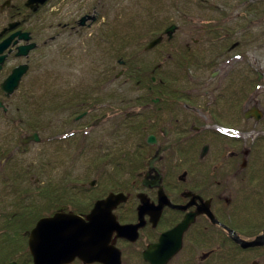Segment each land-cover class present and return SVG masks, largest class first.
<instances>
[{"label": "flooded vegetation", "instance_id": "obj_1", "mask_svg": "<svg viewBox=\"0 0 264 264\" xmlns=\"http://www.w3.org/2000/svg\"><path fill=\"white\" fill-rule=\"evenodd\" d=\"M93 2L0 0V225L30 226L21 235H0V264H35L29 241L39 220L64 213L88 222L95 203L111 195L105 251L119 264H151L144 253L183 221L186 229L164 245L179 242L178 250L161 264H264V139L252 138L247 123L257 107H243L250 80L245 96L231 100V74L215 84L213 74L203 82V73L184 72L188 50L169 47L174 37L161 36L167 26L154 46L165 47L150 67L132 63L147 69L133 79L150 84L130 100L119 97L113 113L123 117L111 122L112 113H98L103 84L132 81V74L123 42L111 49L121 54L122 69L105 73V41L115 42L105 19L98 23L90 11ZM97 24H104L103 42L95 51ZM46 59L56 66L54 96L47 100L30 83L43 79L36 72ZM206 113L209 123L201 119ZM120 126L130 129L128 138L111 137ZM99 127L102 152L94 154L89 147ZM117 225L130 228L120 233ZM168 251L153 255L159 254L157 264ZM67 264L103 263L76 256Z\"/></svg>", "mask_w": 264, "mask_h": 264}, {"label": "rangeland", "instance_id": "obj_2", "mask_svg": "<svg viewBox=\"0 0 264 264\" xmlns=\"http://www.w3.org/2000/svg\"><path fill=\"white\" fill-rule=\"evenodd\" d=\"M93 1L95 2L90 7V11L97 17L98 23L105 19V30L109 32V38L112 39L111 42H115L107 45V40L105 41V59H103L105 73L115 75L122 69L118 63L121 54H115L111 49L114 47L119 48L118 43L123 42L126 44L124 47L127 55L124 60L127 68L130 69L129 73L132 74V81H105V84H103V88L105 87V99L100 103L104 107L98 113L107 111L112 113L114 116L110 119L111 122L114 120L118 121L123 117L121 114L113 113L114 107L118 105V98L122 96L130 100L139 94L137 93L139 89L142 87L146 88V86L142 85L144 82L147 85L149 84L148 79H146L147 81H142V83L133 79L138 77L137 75L139 74L144 75L147 70L135 69L134 64L150 67L147 64L152 63V59L156 57L157 50L165 47V45L161 44L155 48L153 47L154 49H146L148 44L157 38H153L151 31L154 26H159L158 28H160L161 32L167 26L174 25L176 29L172 33L174 39L172 45L169 46L170 48H178V51H181L182 48L188 50L187 58L190 57V53H194L207 63L214 60L213 67H217V69L206 68L204 71L197 72L203 73L200 74L203 76V82L213 74L216 78L213 82L222 84L225 74H231L228 75L231 77V94L228 96L233 95L238 98L242 91L244 92L245 90L247 92V79L250 80L251 91L249 92V100L243 107L249 108L253 105L262 111L263 116L258 124H256L254 119L249 120L247 123L248 127L253 129L250 132L252 138L254 135L264 139V0ZM98 3L105 6V18L102 17V7ZM103 25L97 24L93 29L94 37L91 42L94 43L95 51L98 48L101 49L96 44L103 42L99 37V33L102 30L100 27ZM115 32L117 34L112 36L111 34ZM166 35L164 33L161 36L166 37ZM108 46L110 49H108ZM186 46H188V49H185ZM97 63L95 61V64ZM99 63H101V60H99ZM95 67L96 65H94V70ZM55 69L56 66L53 60H49L44 64L42 70L39 69V72H36V75L43 74V79H31V87L35 88L36 96L46 93V96H44L46 100L48 97L53 99ZM111 77L113 78V76ZM206 89L208 90L209 87H206ZM216 95L222 97L220 90L217 91ZM221 102V105H223V99H221ZM47 104L53 103L49 100ZM201 119L209 123L207 113ZM253 123H255V126ZM102 128L94 129L92 134L95 145L90 146L89 149L93 147L94 154L97 152V154H101L102 152L101 142H97L98 139L95 140L96 137H102ZM110 131L113 134L114 130L110 129ZM129 132V128L120 126L117 133L111 135V137L126 139L130 134ZM122 143L125 144L124 141ZM127 148H133V145H127ZM32 152L37 153L36 150ZM259 160H264V157H260ZM259 166L263 169L264 163L259 164Z\"/></svg>", "mask_w": 264, "mask_h": 264}, {"label": "water", "instance_id": "obj_3", "mask_svg": "<svg viewBox=\"0 0 264 264\" xmlns=\"http://www.w3.org/2000/svg\"><path fill=\"white\" fill-rule=\"evenodd\" d=\"M174 25L166 30V34L171 38L175 31ZM161 37L156 38L148 45L147 49L153 48L161 42ZM18 72L12 78L14 85L17 84L21 76ZM251 114L255 120H260L261 113L253 108ZM116 197V196H115ZM113 195L106 200H100L95 203V206L87 216L88 222L83 221L77 215H68L57 213L53 217L43 218L37 222L35 227L30 232V248L33 253L35 264H67L76 256H79L87 262H100L103 264H119V257H112L105 251V243L108 241L110 230L105 232V207L110 203L115 204ZM188 222L183 221L171 232L164 234L160 242L150 247L145 253V260L151 264H157L158 256H153L159 251L169 250L166 255L161 257V264L179 248V242L175 247L167 248L164 245L171 235L181 233L186 229ZM130 226H118L117 230L124 233ZM245 246H250L253 243H244ZM154 248L153 251H151ZM156 258V259H155Z\"/></svg>", "mask_w": 264, "mask_h": 264}, {"label": "trees", "instance_id": "obj_4", "mask_svg": "<svg viewBox=\"0 0 264 264\" xmlns=\"http://www.w3.org/2000/svg\"><path fill=\"white\" fill-rule=\"evenodd\" d=\"M154 25V24H152ZM159 26H154V29L151 31L153 33V38L158 37L160 35V28H158ZM208 30V28H207ZM190 52V51H189ZM214 60L210 61L209 63H207L204 59H200L199 57L196 56V54L194 53H190V57H188V62L187 65L185 66V70L184 72H187L188 74L192 73V72H200V71H204L202 69V65H205L206 68H215L213 67L214 65ZM182 62L179 64V67H181ZM217 65V64H216ZM186 69H188L186 71ZM145 86L147 85V83H144ZM150 84V83H149ZM148 84V85H149ZM251 91V89H249V92ZM231 94V92L229 93ZM246 92L244 90V92L242 91L241 95L238 96V99H240V97L243 95L245 96ZM233 96V95H231ZM229 98L231 100H233L232 97L229 96ZM29 227L27 226H18L15 224L12 225H0V235L5 237V238H10V237H14L17 235H21L25 230L29 229Z\"/></svg>", "mask_w": 264, "mask_h": 264}]
</instances>
